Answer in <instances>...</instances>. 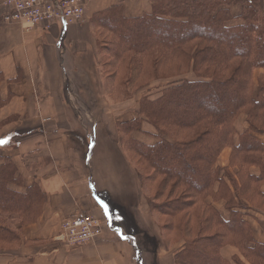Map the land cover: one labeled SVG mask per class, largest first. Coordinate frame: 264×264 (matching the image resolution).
<instances>
[{
    "label": "trees",
    "instance_id": "16d2710c",
    "mask_svg": "<svg viewBox=\"0 0 264 264\" xmlns=\"http://www.w3.org/2000/svg\"><path fill=\"white\" fill-rule=\"evenodd\" d=\"M150 2L152 13L142 17L126 18L119 5L92 19L100 32L99 45L102 38H111L106 66L116 68V61L125 73L123 86L134 85L138 78H178L159 90V98L141 100L139 120L118 124L119 152L130 154L151 210L166 219L164 236L185 240L175 255L177 264H230L221 256L230 238L261 261L263 246H248L251 231L234 210L245 207L241 200L236 203L235 195L241 199L249 182L239 188L217 162L225 148L233 147L246 153L245 166L256 165L264 172V146L250 134L264 133V76L254 81V72L264 70V0ZM235 6L241 7L238 16L232 13ZM235 20L240 23L231 24ZM168 69L176 74L162 76L160 71ZM188 74L193 78H186ZM241 114L247 116L250 131L240 137L237 147L234 123ZM144 120L156 131L159 142L153 146L132 138L134 132H143ZM76 140L86 156L85 138L77 134ZM131 155L137 164H145L144 170ZM16 175V166L5 158L0 165V251L21 242L12 222L36 221L46 201L37 186L26 193L12 190L10 185L19 184ZM243 176L258 181L247 172ZM209 199L225 201L230 220Z\"/></svg>",
    "mask_w": 264,
    "mask_h": 264
},
{
    "label": "crops",
    "instance_id": "0c3cea01",
    "mask_svg": "<svg viewBox=\"0 0 264 264\" xmlns=\"http://www.w3.org/2000/svg\"><path fill=\"white\" fill-rule=\"evenodd\" d=\"M3 1L0 0V165L8 158L17 168L19 184L10 185L12 190L26 193L37 186L46 201L36 221L26 225L12 222L21 242L0 251V264H177L175 255L185 240L164 236L161 217L151 210L129 155L124 156L131 171V175L126 174L131 187L124 191L109 175L105 161L98 158L100 151L88 149L84 156L80 143L70 138V133L81 131L90 140L89 128L79 116L96 112L90 104V109H78L80 104L75 99H90L92 92L96 93L95 99L110 98L99 29L92 23L93 17L119 5L126 18L142 17L152 13L150 0H91L82 22L67 26L54 22L49 27L44 23L32 31L21 24L4 22ZM236 8L240 9L232 8L234 16L240 14ZM239 23L235 20L231 24ZM262 76L264 70H256L255 83ZM105 107L102 106L108 117L114 109ZM118 124H100L114 152L120 148ZM234 127V145L238 147L240 137L250 131L247 116L241 114ZM250 134L264 146V133ZM132 138L150 146L159 142L155 136L140 132H134ZM245 157V152L227 147L217 166L228 170L239 188L249 182L241 199L235 195L236 203L241 200L245 207L234 210L242 214L251 231L248 246L264 248V172L256 165L245 166ZM246 172L258 179L257 183L247 176L242 178ZM113 177L118 178L114 173ZM224 181L235 192L231 180L225 177ZM209 202L225 220H230L225 201ZM83 214L101 220L102 235L81 248L64 246L58 241L62 223ZM221 256L230 264H264V259L258 261L247 255L231 238Z\"/></svg>",
    "mask_w": 264,
    "mask_h": 264
},
{
    "label": "rangeland",
    "instance_id": "374dc122",
    "mask_svg": "<svg viewBox=\"0 0 264 264\" xmlns=\"http://www.w3.org/2000/svg\"><path fill=\"white\" fill-rule=\"evenodd\" d=\"M239 7L240 9L236 8L239 12H241V7L240 6H235ZM100 34V32H99ZM110 40L111 38H105L100 43V48H101V55H102V60L106 69V75L108 76V81H107V95L110 98H106V100L103 99H95L96 93L92 92L90 99H75V102L79 103L77 105V108L82 110V109H90L91 105V110H93L95 113L88 115H82L79 116L82 119V122L84 126H87L89 128V133H91L92 137L88 138V136L81 131H76L73 133H70V138L77 142L76 140V135L81 134L83 135V139L85 138L87 142L86 149H89L90 151L93 150V152H98L100 151L98 158H101L105 163L107 164L106 166L109 169V175L111 178L115 179L118 183H120L121 187L124 189V191L127 189L126 187L128 186V183L130 182V178L128 179L126 174L131 175V171L129 167L126 165V159L125 156L119 152V149L117 147V151L114 152L112 151V148L110 147V144L107 141V138L105 137L104 132V127L100 126L102 123H108V122H114L118 121V123H125V122H131L135 120H139L140 117V102L143 98L149 97L152 100H155L159 98L160 96V89L167 86L169 81H176L178 78H170L166 80L162 79H150L151 77H146L144 78H138V81H135V84H129V85H122V80L124 77V72L123 70L117 66L116 61H114V66L116 68H112L110 66H106L108 60L110 59L108 55V45H110ZM102 63V64H103ZM119 68V69H118ZM103 69V68H102ZM114 73V75H113ZM162 76H171L176 74V72H170L168 70H162L160 71ZM258 73V72H257ZM259 74V73H258ZM190 75V74H188ZM187 77V75L185 76ZM191 77V76H189ZM192 79V78H191ZM146 81H150L149 85L145 86ZM141 87V88H139ZM104 103H106V107L108 108L111 106V108L114 109L113 113L110 115L104 114V110L102 106L104 107ZM83 106V107H82ZM131 119V120H130ZM99 126H96L98 125ZM95 127V128H94ZM97 127V129H96ZM94 128V130H93ZM93 131V132H92ZM145 135L150 134L151 136H155L156 131L154 130V127L147 121L144 120L143 123V132H141ZM146 138V136H144ZM92 144V147L89 148V145ZM95 146V147H94ZM108 146L109 150L108 151ZM129 154V153H128ZM130 155V154H129ZM131 159L135 164H137V160L135 157L131 155ZM97 159L95 158L92 164L95 165ZM140 169L144 170V163L137 164ZM147 171V170H146ZM113 173L117 174L118 178L113 177ZM120 177V178H119ZM134 178H133V186H134ZM167 199V196H165L163 199H160L158 203H161ZM162 219V218H161ZM166 219H162V223L165 222ZM175 240V239H172Z\"/></svg>",
    "mask_w": 264,
    "mask_h": 264
},
{
    "label": "built area",
    "instance_id": "2783aa9c",
    "mask_svg": "<svg viewBox=\"0 0 264 264\" xmlns=\"http://www.w3.org/2000/svg\"><path fill=\"white\" fill-rule=\"evenodd\" d=\"M91 0H4V22L21 24L32 31L46 23L54 22L65 26L82 22L86 7ZM102 235L101 221L89 214L66 220L61 225L58 241L68 248H81L94 242Z\"/></svg>",
    "mask_w": 264,
    "mask_h": 264
},
{
    "label": "snow or ice",
    "instance_id": "6c2138e0",
    "mask_svg": "<svg viewBox=\"0 0 264 264\" xmlns=\"http://www.w3.org/2000/svg\"><path fill=\"white\" fill-rule=\"evenodd\" d=\"M0 143H3L2 141H0Z\"/></svg>",
    "mask_w": 264,
    "mask_h": 264
}]
</instances>
